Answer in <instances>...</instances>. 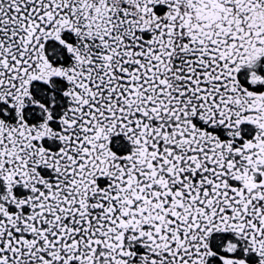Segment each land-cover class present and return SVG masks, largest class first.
<instances>
[{"label":"snow or ice","instance_id":"obj_1","mask_svg":"<svg viewBox=\"0 0 264 264\" xmlns=\"http://www.w3.org/2000/svg\"><path fill=\"white\" fill-rule=\"evenodd\" d=\"M0 264H264V0H0Z\"/></svg>","mask_w":264,"mask_h":264}]
</instances>
